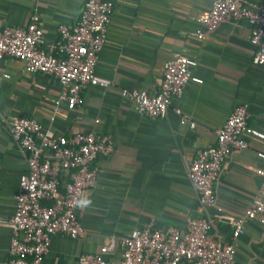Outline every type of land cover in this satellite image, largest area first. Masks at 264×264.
Masks as SVG:
<instances>
[{"label":"crops","instance_id":"0c3cea01","mask_svg":"<svg viewBox=\"0 0 264 264\" xmlns=\"http://www.w3.org/2000/svg\"><path fill=\"white\" fill-rule=\"evenodd\" d=\"M86 0H0V30L25 26L33 15L43 31L42 47L56 41L61 23H74ZM114 10L107 38L95 66L107 85H88L73 109L53 103L60 86L51 75L29 73L24 63L0 58V264H6L12 237L19 179L28 171L26 156L13 139L9 123L28 116L51 135L93 130L107 135L113 150L98 156L96 185L80 201L83 234L72 239L51 237L41 264H77L81 253L103 246L109 264L122 257L120 238L135 228L169 226L185 229L189 218L205 217L220 242L232 235V221L260 197L264 139L246 135L248 146L232 150L215 184L217 203L203 207L187 170L197 152L216 142V130L232 110L246 104L249 126L264 132V65L254 62L250 25L227 18L199 38L200 17L213 0H112ZM258 8L264 0H245ZM197 59L183 95L174 99L188 119L169 109L164 116L138 112L122 97L123 89L158 92L164 62L178 52ZM61 174L60 189L67 178ZM88 200L87 205L82 201ZM237 264H264V224L248 220L237 240Z\"/></svg>","mask_w":264,"mask_h":264},{"label":"built area","instance_id":"2783aa9c","mask_svg":"<svg viewBox=\"0 0 264 264\" xmlns=\"http://www.w3.org/2000/svg\"><path fill=\"white\" fill-rule=\"evenodd\" d=\"M113 10L112 0H86L77 20L61 23L58 38L46 47L41 46L43 31L37 15L25 26L9 25L0 30V58L20 60L27 72L51 75L59 83L52 119L61 105L75 108L88 85L108 84L96 74L95 66L106 42ZM227 18L249 23V40L256 47L253 60L264 65V4L250 8L245 0H213L207 15L199 18L203 30L191 34L203 38L205 31ZM197 63L195 57L180 51L164 62L157 93L123 89L121 95L142 114L164 116L172 109L182 123L194 126L173 100L182 97ZM248 116L246 104L236 106L216 130L215 144L200 149L189 164L187 174L201 206L216 205L215 184L232 150L248 146L246 135L264 139V132L249 126ZM9 129L27 158L28 171L21 175L15 195L6 264H41L54 234L72 239L83 234L78 208L85 191L96 185L93 162L112 152L113 145L107 135L93 130L69 136L51 135L39 121L28 116L13 117ZM259 156L264 158V152ZM62 173L68 176L61 190ZM258 173L262 176L260 197L233 219L228 242L216 238L211 232V221L205 217L189 218L183 230L144 226L120 238L122 257L118 264H237V240L245 232L246 222L256 219L264 224V170ZM112 246L81 253L77 264H109L105 253Z\"/></svg>","mask_w":264,"mask_h":264},{"label":"clouds","instance_id":"9594fccd","mask_svg":"<svg viewBox=\"0 0 264 264\" xmlns=\"http://www.w3.org/2000/svg\"><path fill=\"white\" fill-rule=\"evenodd\" d=\"M88 203H90V201H88V200L82 201V204H84V205H87Z\"/></svg>","mask_w":264,"mask_h":264}]
</instances>
